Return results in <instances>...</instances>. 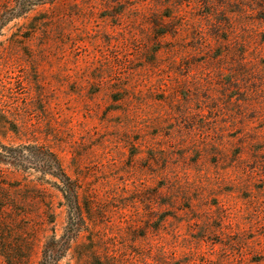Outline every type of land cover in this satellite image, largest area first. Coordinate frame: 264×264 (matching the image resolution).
Masks as SVG:
<instances>
[{"label":"rangeland","instance_id":"374dc122","mask_svg":"<svg viewBox=\"0 0 264 264\" xmlns=\"http://www.w3.org/2000/svg\"><path fill=\"white\" fill-rule=\"evenodd\" d=\"M214 3L0 0V264H264V0Z\"/></svg>","mask_w":264,"mask_h":264},{"label":"trees","instance_id":"16d2710c","mask_svg":"<svg viewBox=\"0 0 264 264\" xmlns=\"http://www.w3.org/2000/svg\"><path fill=\"white\" fill-rule=\"evenodd\" d=\"M210 5L212 6L215 5L214 0H170V4L168 5V7L179 13V12H183L186 10L184 6H186L187 8L189 7H196V8L201 7L202 8L203 6H210ZM170 32L171 31H165L162 33V36H165L169 34ZM37 157L43 159L44 164H48V166L51 167L52 170H54V174L56 175V177L60 179V181L64 184L65 194L67 196V199L70 201L71 210L74 213V220L71 222L72 223L71 225L74 224L76 219L78 221H82L84 219V213L79 203V197L75 189V185L73 184L72 179L68 176V174L63 169V166L60 160L58 159V157L53 154L51 155L49 153L48 154L39 153ZM75 235H76V232L74 231L73 233L72 232L69 233V237L67 241L71 242ZM61 251L65 253V249L64 250L63 248L59 249L58 246H54L53 249L50 248L48 250V252L50 253L49 256L51 255V257H54V258L57 256L61 257L62 255L60 253ZM160 252H161L159 254L160 259L157 260V264H167V262L165 261L166 251H164V248H162Z\"/></svg>","mask_w":264,"mask_h":264}]
</instances>
